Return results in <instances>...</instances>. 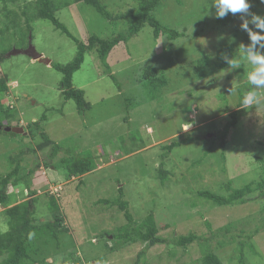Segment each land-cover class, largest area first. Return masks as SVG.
I'll use <instances>...</instances> for the list:
<instances>
[{
  "label": "rangeland",
  "instance_id": "374dc122",
  "mask_svg": "<svg viewBox=\"0 0 264 264\" xmlns=\"http://www.w3.org/2000/svg\"><path fill=\"white\" fill-rule=\"evenodd\" d=\"M34 1H0V51L6 52L0 78L9 88L0 93V104L15 111L7 117L0 110V120L24 129L0 133V172L11 168L9 160L20 151L25 154L19 175L34 170L30 188L20 182L7 189L8 200L0 205V232L7 228L5 209L30 199L33 222L51 221L49 200L54 197L66 228L58 239L32 237L33 264H75L78 258L83 264H134L146 242L117 238L127 220L118 206L102 202L116 200L121 188L135 221L152 218L150 226L164 239L147 248L139 264H201L207 247L223 264H264V196L256 188L263 176L257 157H264V146L257 143L264 141V100L248 108L240 104L239 93L253 66L246 58L237 68L227 66L204 77L196 66L202 57L214 62L226 46L238 48L250 37L242 27L245 22L252 33L264 35L253 23L254 15L264 18V2L248 0V12L221 25L215 0H164L155 15L181 35L155 39L146 25L116 45L107 61L120 88L97 51H86L73 74V85L85 91L91 104L80 114L72 99L63 98L62 73L50 62L21 53L8 56L31 44L52 62L65 64L77 52L72 38L37 16ZM101 2L119 13L138 0ZM56 16L85 43L93 34L107 38L126 26L85 2L61 7ZM253 51L264 54L260 44ZM257 91L264 97V89ZM44 113L41 128L31 129V121ZM185 121L194 123L187 133L181 130ZM41 131L61 144L55 155ZM173 139L185 142L167 152L163 147ZM83 152L92 155L95 167L70 177L64 159ZM161 169L166 173L163 182ZM249 183L254 191L245 204L216 205L198 194L211 190L227 195L226 186L232 191ZM189 234L202 240L178 244L180 236Z\"/></svg>",
  "mask_w": 264,
  "mask_h": 264
},
{
  "label": "trees",
  "instance_id": "16d2710c",
  "mask_svg": "<svg viewBox=\"0 0 264 264\" xmlns=\"http://www.w3.org/2000/svg\"><path fill=\"white\" fill-rule=\"evenodd\" d=\"M2 1V0H0ZM164 0H138L136 6L130 8L126 12L115 13L109 10L108 6L101 2V0H35L33 2V8L38 17L48 19L52 24L66 33L72 38L77 45V52L72 60L69 62L54 63V66L59 72L62 73L60 80V89L62 96L65 100L72 99L78 112L84 114L91 106L90 102L85 98V91L81 88H76L73 85V74L80 69L82 63L85 60V53L89 50H96L99 58L103 61L105 68L108 70L111 78L120 88L121 84L116 76L112 73L110 65L107 61L108 56L112 49L119 43L128 42L132 37L137 35L146 25H149L153 29V37L158 39L161 34H166L169 38L176 39L181 34L171 28L165 27L158 17L155 15V11L163 3ZM77 2H85L88 5L93 6L96 11L104 18L112 21L121 20L126 23L124 29L115 33L107 38H102L97 34H93L89 37L88 42L85 43L80 40L77 36L73 35L66 25L56 16V12L61 7H68ZM245 13V12H243ZM243 13L233 14L231 12L226 13L223 18H217V22L221 25H226L233 20L234 16ZM31 29V22L27 25ZM252 41L248 37L241 45L236 48L235 46H226L219 50L217 59L212 62L208 57L200 58L197 63L198 74L200 77H204L213 73L219 69H225L229 64L230 60H237L239 64H242L248 56V50ZM243 46V48L241 47ZM6 52L0 51V61L6 58ZM254 86L250 85L248 81H245L239 86L240 93V104L242 105V98L246 91L252 90ZM8 84L5 78H0V93H6L8 91ZM0 110L7 117L15 114L10 110V107H5L0 104ZM47 119L46 113H44L40 119L31 121L29 126L31 129L41 128V123ZM235 122V121H233ZM234 125V123H232ZM3 127V128H2ZM6 127L0 120V133ZM230 125L226 127L224 134L221 135V145H224V136L228 131ZM41 136L44 142L51 145V154L55 155L60 149L61 144L55 142L49 137L45 131H41ZM185 140H193V137H188ZM185 141L181 139H173L167 145H164V149L167 152L172 151L174 148L181 146ZM264 141H259L257 144L262 146ZM25 153L20 151L15 156H12L9 160L10 169L6 172H0V205L4 204L8 200V191L10 185H18L20 182L23 186L30 188L31 175L34 170L31 169L27 175H19L21 170V159ZM223 155V154H222ZM200 159L199 161H201ZM257 160L263 165V176L261 180L256 184V188L260 189L259 195L264 196V157H257ZM69 176H75L82 174L84 170H92L95 167L92 155L83 153H72L69 157L64 159ZM161 180L165 181V171L161 169ZM228 188L227 195H221L211 190L199 191V196L212 201L216 205H239L245 204L250 201V194L254 191L252 184H246L242 188H236L230 191ZM109 205L118 206L123 211L124 216L127 220V225L121 232L118 233L117 238L123 239L125 242L131 240L146 242L145 248L138 254V257L134 264H139L140 258L145 256L147 248L164 242V239L158 235V228L156 226H150L152 218H146L142 223H137L130 211L129 203L123 198V190L119 188V196L114 201L103 200ZM49 208L52 213V220L43 224L34 223L35 205L34 199L22 201L13 206L5 209L7 228L0 232V257L5 255V258L0 264H33L36 259L31 255V240L32 237H48L50 239H58L60 232H63L66 228L64 218L62 216L61 208L57 200L52 197L49 200ZM211 228L210 223H208ZM122 228V227H121ZM260 227L256 228L253 234L258 233ZM251 238V235H249ZM202 237L189 234L180 236L177 240L178 244L186 246L195 241H201ZM76 258V257H75ZM78 258V257H77ZM75 264H83L82 260L78 258ZM201 264H223L220 256L212 250L211 247H207L206 251L202 256Z\"/></svg>",
  "mask_w": 264,
  "mask_h": 264
},
{
  "label": "clouds",
  "instance_id": "9594fccd",
  "mask_svg": "<svg viewBox=\"0 0 264 264\" xmlns=\"http://www.w3.org/2000/svg\"><path fill=\"white\" fill-rule=\"evenodd\" d=\"M262 2H264V0H262ZM215 3L218 7L217 18H223L228 12L233 14L248 12L251 7L248 0H215ZM253 23L257 28L264 29V18L254 15ZM242 27L246 31H249L250 39L252 41L248 50L247 61L253 66V69L247 74V79L249 84L254 86V88L245 92L241 102L243 106L251 108L253 106L260 105L262 100H264V97H262L257 91L258 89H264V54L253 51L257 44H260V47L264 48V43H260L261 41H264V35L252 33L251 30L248 29L247 22H245ZM241 47L243 48V46ZM51 62L52 61L50 59V64ZM229 64L233 68L240 66L237 60H230ZM193 127L194 123L192 121H185L181 130L187 133Z\"/></svg>",
  "mask_w": 264,
  "mask_h": 264
},
{
  "label": "water",
  "instance_id": "95a60500",
  "mask_svg": "<svg viewBox=\"0 0 264 264\" xmlns=\"http://www.w3.org/2000/svg\"><path fill=\"white\" fill-rule=\"evenodd\" d=\"M26 54L31 56L34 60H39V61H44L45 63H49L50 59L44 58L42 56V53L38 52L36 48L33 45H29L25 49H13L11 53L8 54V56L14 55V54ZM5 130L11 132L12 134L24 132V129L22 127H11V126H6L4 127Z\"/></svg>",
  "mask_w": 264,
  "mask_h": 264
}]
</instances>
